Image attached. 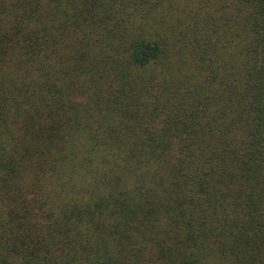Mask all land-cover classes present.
Returning a JSON list of instances; mask_svg holds the SVG:
<instances>
[{
    "label": "trees",
    "instance_id": "1",
    "mask_svg": "<svg viewBox=\"0 0 264 264\" xmlns=\"http://www.w3.org/2000/svg\"><path fill=\"white\" fill-rule=\"evenodd\" d=\"M0 264H264V0H0Z\"/></svg>",
    "mask_w": 264,
    "mask_h": 264
}]
</instances>
